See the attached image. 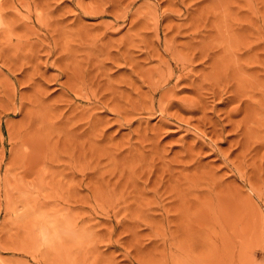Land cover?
Here are the masks:
<instances>
[{"label": "rangeland", "instance_id": "rangeland-1", "mask_svg": "<svg viewBox=\"0 0 264 264\" xmlns=\"http://www.w3.org/2000/svg\"><path fill=\"white\" fill-rule=\"evenodd\" d=\"M0 264H264V0H0Z\"/></svg>", "mask_w": 264, "mask_h": 264}]
</instances>
